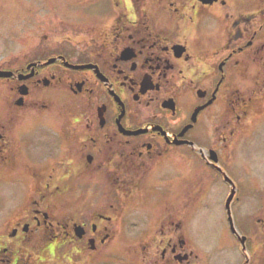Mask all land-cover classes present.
Listing matches in <instances>:
<instances>
[{
	"label": "flooded vegetation",
	"instance_id": "1",
	"mask_svg": "<svg viewBox=\"0 0 264 264\" xmlns=\"http://www.w3.org/2000/svg\"><path fill=\"white\" fill-rule=\"evenodd\" d=\"M50 1L29 48L0 45V263L83 264L115 236L188 262L183 160L230 186L264 121V0Z\"/></svg>",
	"mask_w": 264,
	"mask_h": 264
},
{
	"label": "rangeland",
	"instance_id": "2",
	"mask_svg": "<svg viewBox=\"0 0 264 264\" xmlns=\"http://www.w3.org/2000/svg\"><path fill=\"white\" fill-rule=\"evenodd\" d=\"M50 2L61 16L65 14L63 1ZM38 3L39 0H0V45L4 39L10 42L19 40L24 51L30 47L36 34L41 37L45 29L33 26L34 14L31 12L35 5L39 7ZM15 33L21 37L13 38ZM245 138L249 141L235 150L234 159L229 162L227 178L233 189L228 202L229 213L235 227L240 226V230L237 228L239 234L246 236V249L241 248L236 236L228 229V224L219 220L223 216L224 203L231 187L207 174L206 170L196 176L191 171L190 162L183 160L181 199L182 202H194L192 207L182 209L185 233H191L184 238L187 250L191 249L192 254L188 262L177 264H264V209L259 211L256 207L258 200H264V121ZM7 190L6 186L0 184V199L10 197L11 192ZM152 193H145L148 200L156 199V194ZM256 219H260V222ZM153 237H112L109 242L101 244L100 250L87 254L83 264H147L149 260L146 255L155 259L159 257V253H147ZM48 259L51 258L43 257L41 264H53ZM37 262L40 264V261ZM56 264H65V261L59 259Z\"/></svg>",
	"mask_w": 264,
	"mask_h": 264
},
{
	"label": "water",
	"instance_id": "3",
	"mask_svg": "<svg viewBox=\"0 0 264 264\" xmlns=\"http://www.w3.org/2000/svg\"><path fill=\"white\" fill-rule=\"evenodd\" d=\"M232 194H233V189H232V191H231V194L229 195V197L227 198V204H228V202L230 201V199H231V196H232ZM227 206V205H226ZM230 227H231V230L233 231V232H235V229H234V227H233V225H232V223L230 222ZM237 238H238V240H239V242L241 243V245H242V248L243 249H245V239H246V237L245 236H237Z\"/></svg>",
	"mask_w": 264,
	"mask_h": 264
}]
</instances>
